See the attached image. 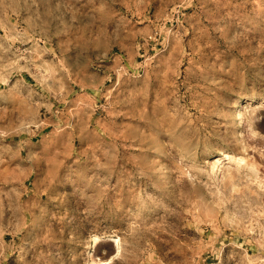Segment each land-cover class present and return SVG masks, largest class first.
I'll use <instances>...</instances> for the list:
<instances>
[{
	"label": "rangeland",
	"instance_id": "1",
	"mask_svg": "<svg viewBox=\"0 0 264 264\" xmlns=\"http://www.w3.org/2000/svg\"><path fill=\"white\" fill-rule=\"evenodd\" d=\"M93 261L264 264V0H0V264Z\"/></svg>",
	"mask_w": 264,
	"mask_h": 264
},
{
	"label": "bare ground",
	"instance_id": "2",
	"mask_svg": "<svg viewBox=\"0 0 264 264\" xmlns=\"http://www.w3.org/2000/svg\"><path fill=\"white\" fill-rule=\"evenodd\" d=\"M238 102L239 101H237L236 102V104H238ZM240 103V102H239ZM240 105V104H239ZM92 237H94L92 240H94V241H97V239H98V236H95V235H93ZM91 240V241H92ZM114 241L116 242V247H117V249H119V244H118V238L116 237V238H114ZM90 264H97V262L96 261H93V262H91Z\"/></svg>",
	"mask_w": 264,
	"mask_h": 264
},
{
	"label": "water",
	"instance_id": "3",
	"mask_svg": "<svg viewBox=\"0 0 264 264\" xmlns=\"http://www.w3.org/2000/svg\"><path fill=\"white\" fill-rule=\"evenodd\" d=\"M113 242L115 243L114 239H113ZM117 248V247H116Z\"/></svg>",
	"mask_w": 264,
	"mask_h": 264
}]
</instances>
